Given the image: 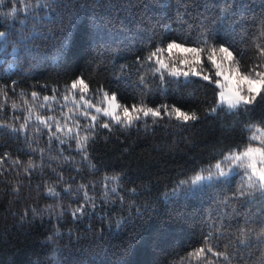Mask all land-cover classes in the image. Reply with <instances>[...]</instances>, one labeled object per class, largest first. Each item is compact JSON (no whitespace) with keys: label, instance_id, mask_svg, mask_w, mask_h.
Here are the masks:
<instances>
[{"label":"trees","instance_id":"obj_1","mask_svg":"<svg viewBox=\"0 0 264 264\" xmlns=\"http://www.w3.org/2000/svg\"><path fill=\"white\" fill-rule=\"evenodd\" d=\"M42 3L51 7L37 9L36 0H0V31L6 32L0 38V88L7 86V97L0 91V123L18 129L31 117L26 131L0 127V157L8 154L0 162V264H207L204 255H195L205 236L216 251L229 253L230 264H264V239L257 238L264 229V195H238L246 180L243 169L225 178L210 168L221 161L227 170L223 156L247 146L249 134L242 126L259 122L264 104L235 114L223 105V111L208 115L218 86L199 77L166 76L161 81L150 73L142 84L140 75L148 70L138 73L137 59L171 40L188 38L192 43L187 46H198L201 30H206L213 44L239 49L237 67L244 72L257 63L256 45L264 46V0ZM13 7L17 13L9 15ZM201 59L205 74L217 79L207 54ZM78 76L89 85L85 100L99 107L105 104L97 92L103 87L130 109L141 103L175 105L195 112L198 120L141 114L132 126L118 124L95 108L86 109L80 93L66 91ZM54 88L56 98L45 102ZM32 92L39 94L35 100ZM85 110L97 115L87 160L65 135L67 129L56 132L53 123L58 119L63 125L64 116L75 112L84 125L90 120L80 115ZM37 115L53 118L48 123L59 140ZM105 122L110 130L100 126ZM209 170L214 173L210 180L192 191L181 185L173 195L179 181L208 176ZM81 204L84 214L73 217ZM240 229L250 231L245 237ZM213 259L229 264L222 257Z\"/></svg>","mask_w":264,"mask_h":264},{"label":"snow or ice","instance_id":"obj_2","mask_svg":"<svg viewBox=\"0 0 264 264\" xmlns=\"http://www.w3.org/2000/svg\"><path fill=\"white\" fill-rule=\"evenodd\" d=\"M20 3L23 4L24 0H20ZM50 7L51 5L49 3H42V0H36L35 8L48 9ZM24 10L28 11L29 7H26ZM16 13L17 8L13 7L9 15H15ZM260 35L264 36V21L261 22ZM5 36L6 32L0 31V38H4ZM212 41L213 37L211 33L206 30H201L200 38L196 41L198 46H187L192 43L188 38H185L182 42L171 40L166 46L156 47L143 60L137 58L140 64L138 73L143 69L148 70L147 73L140 75L141 83L143 84L145 82L148 73L152 76L158 74L161 81H165L166 76L175 78L199 77L210 85L218 86L220 89L217 93L218 99L214 106L207 110L208 115H215L218 110L223 111V105H227L228 110L233 111L234 114L235 110L238 109L243 112H254L257 106L264 104V46H260L259 44L256 45V48L258 49L255 57L257 63H254L250 68H246L244 72H241L239 67H237V65L240 64V59L238 58L240 56L239 49L234 50L231 45H215ZM165 53H167V57H165ZM202 53L207 54L208 62H210V64L216 69L214 76L223 77L222 80L218 78L214 79L212 75L205 74L203 61L201 59ZM225 62H228L233 66L230 74L225 70ZM14 84L15 82H13V85ZM6 88L7 86L0 88V91L4 92L5 97H7V92L5 91ZM65 88L66 91L72 93L73 96H75L76 93H80V100L84 101L86 109L95 108L96 113L102 112L104 116L111 117L118 124H123L124 126L134 125L136 121L141 119V114L143 117H161L162 113L168 116L174 115L177 120L183 122L198 120V116L195 112L182 111L181 108L176 107L175 105H161L157 108H152L141 103L139 106L133 104L130 109L128 106L121 105L118 102L117 94L115 92L109 95L103 87L98 89L97 92L102 93L103 101L107 104V107L101 108L96 104H93L90 99L85 100V94L89 92V85L79 76L72 80L70 85H66ZM56 92L57 89L54 88V95L51 98L45 96L43 98L44 101L47 102L49 99H55ZM38 95L37 92L31 93L33 100H35ZM64 99L67 100L68 96L65 95ZM0 107H2V105H0ZM12 107L15 108L16 104H13ZM40 107H45V105L41 104ZM76 107L79 108V104H77ZM119 109H122L123 120L121 115L118 114ZM29 111H31V106ZM69 111L72 112L73 110L69 109ZM80 115L86 119L90 117L89 122L81 125L80 119L76 117L75 112H73V115L64 116L65 123L63 125L60 123V120H53L52 117H48L47 120H45L44 117L37 115L36 118L49 129L52 138L59 140L56 132H63L67 129L65 135L70 136L71 139L75 140L77 150L81 152L83 158L87 160L89 159L87 151L88 141L90 137L94 135L97 115H93L91 111L88 110L81 112ZM30 118V116L26 117L24 123H22L18 129L15 125L2 123H0V127H9L12 128L13 131H26L28 128V120ZM49 120H53L56 132L51 131L53 123H48ZM68 121H71L74 127H68ZM262 124H264V114H262V118L259 122H248L242 126V132L249 134L248 144L243 150L238 151L234 148L229 154L223 156V162H228L227 170H224L221 161H217L214 165H210V168L214 167L216 169V175L225 178L234 173L239 174V169L244 170L243 177H246V180L242 179V183L237 189V193L240 197L251 196L256 193L264 195V127H261ZM100 126L110 130V124L108 122H105ZM36 131H40V129L37 128ZM81 132H84L85 134L81 135ZM73 133L75 134L73 135ZM252 141H260V146H253ZM66 142L67 141L65 140H60L61 144ZM61 151H63V149H61ZM7 156L8 154L5 153L4 157H0V162H2ZM17 163H19V161H17ZM31 167H34V165L29 163V168ZM25 171L27 172L28 169L26 168ZM213 175L214 173L209 170L207 177L197 174L191 179V181L181 180L173 190V195L179 191L181 185L187 186V190L192 191V186H197L204 180H210ZM59 179H62V176H60ZM48 192L52 194L54 193V189L49 187ZM92 206L95 207L94 204ZM84 211L85 205L81 204L75 209V211H73L72 215L73 217L78 218L77 214L79 213L80 215H83ZM137 211L139 212L140 210L137 209ZM247 231L245 229H240L241 236L246 237ZM257 238L264 239V229L260 230L257 234ZM204 240L205 245L195 252L197 257L204 255L207 264H216V261L213 258L218 260L222 257L223 260L229 261L230 264V255L226 250L216 251L215 246L209 240V236H205ZM244 242V240L240 241L242 244Z\"/></svg>","mask_w":264,"mask_h":264},{"label":"rangeland","instance_id":"obj_3","mask_svg":"<svg viewBox=\"0 0 264 264\" xmlns=\"http://www.w3.org/2000/svg\"><path fill=\"white\" fill-rule=\"evenodd\" d=\"M224 66H225V70L230 74L231 71H232L233 66H232L231 64H229L228 62H225V63H224ZM185 70H187V69H185ZM215 71H216V69H215ZM218 79H221V80H222L223 77H218ZM219 91H220V89H219ZM100 107H101V108L107 107V104L105 103L104 105H101ZM118 114L121 115V116H123V115H122V109H119V110H118ZM258 135H259V133H258ZM258 142H260V141H258ZM253 146H257V145H253ZM215 170H216V169H215ZM196 175H197V174H196ZM196 175H195V176H196ZM199 175L205 176V173H203V174H199ZM195 176H194V177H195ZM194 177H193V178H194ZM205 177H207V176H205Z\"/></svg>","mask_w":264,"mask_h":264}]
</instances>
